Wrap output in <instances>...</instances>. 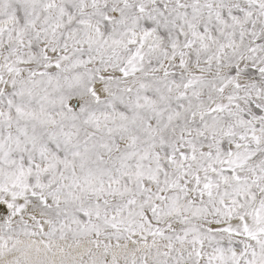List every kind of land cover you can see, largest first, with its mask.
Masks as SVG:
<instances>
[{
	"label": "snow or ice",
	"instance_id": "obj_1",
	"mask_svg": "<svg viewBox=\"0 0 264 264\" xmlns=\"http://www.w3.org/2000/svg\"><path fill=\"white\" fill-rule=\"evenodd\" d=\"M0 264H264V0H0Z\"/></svg>",
	"mask_w": 264,
	"mask_h": 264
}]
</instances>
